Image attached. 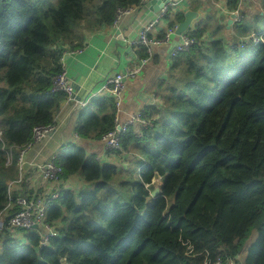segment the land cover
Returning <instances> with one entry per match:
<instances>
[{
	"label": "trees",
	"instance_id": "1",
	"mask_svg": "<svg viewBox=\"0 0 264 264\" xmlns=\"http://www.w3.org/2000/svg\"><path fill=\"white\" fill-rule=\"evenodd\" d=\"M140 2L0 0V215L33 129L56 125L66 95L54 80L64 57L84 47L86 31L113 25L119 8ZM228 5L239 11L232 30L217 26L207 37L198 24L186 32L195 44L171 57L159 101L140 111L148 126H130L120 149L102 142L117 126L114 100L81 110L82 143L58 150L57 163L63 179L77 175L84 187L47 206L57 233L47 246L37 233L19 241L1 232L0 264H240L253 227L259 233L244 264H264V15L241 9L243 0ZM96 142L132 159L126 167L103 163L89 153Z\"/></svg>",
	"mask_w": 264,
	"mask_h": 264
},
{
	"label": "crops",
	"instance_id": "2",
	"mask_svg": "<svg viewBox=\"0 0 264 264\" xmlns=\"http://www.w3.org/2000/svg\"><path fill=\"white\" fill-rule=\"evenodd\" d=\"M173 1L176 3L175 15L162 19L152 32V37L163 39L171 28V24H180V22H177L178 17L183 15L185 19V15L189 11L197 14L190 25V29L196 30L198 24H205L209 28V32L206 34L207 37L212 34L210 31H213L217 26L226 25L227 29L232 30L236 22L234 20L228 27V21L234 13L229 10L228 0ZM155 8L151 5L141 7L134 16L124 18L119 28L107 25L98 31H86L85 44L82 50L76 54H67L64 57V67L76 90L75 101L70 100L67 96L62 101L60 113L56 117V134L30 150L26 155L28 162L45 163L51 155L58 153V150L67 144L82 143V140L76 134V128L80 112L84 108L78 107L76 101L86 102L89 105L93 99L105 98L106 95L102 92V87L107 78L127 69L140 66L142 58L138 54L139 50L129 47L125 40L135 39L143 26L157 17L158 11ZM194 8L197 9L194 10ZM243 8L251 10V14L260 11V15H264V0H243L241 9ZM181 41V37L174 35L168 44L156 47L153 56L141 73L136 78L126 80L123 112L120 115L121 124L128 121L129 114L132 112L143 111L159 101L156 98L157 82L166 76L171 64L170 53ZM100 143H89L91 146V148H88L89 153L98 154V159L103 163L117 166L126 165V162H124L126 158L123 159L120 155L105 152L102 143ZM131 159L126 160L130 162ZM76 186L77 190L84 187L83 180L77 175L63 179L61 186L55 183L46 184L37 170L26 166L24 181L18 185L14 184L11 191L13 196L16 197L25 193H54L58 188L77 191ZM12 214L13 211L4 213V219L7 220ZM1 232H6V228L0 230V238L3 234ZM27 233L29 232L18 231L15 236L10 233L8 235L14 240L23 241ZM249 247L250 245L246 250Z\"/></svg>",
	"mask_w": 264,
	"mask_h": 264
},
{
	"label": "built area",
	"instance_id": "3",
	"mask_svg": "<svg viewBox=\"0 0 264 264\" xmlns=\"http://www.w3.org/2000/svg\"><path fill=\"white\" fill-rule=\"evenodd\" d=\"M151 1L152 0H141L140 6L119 8L117 10L113 26L115 28H119L124 18L134 16L141 7L150 5ZM175 8L176 3L173 0H168L165 5L157 12V17L145 24L135 39L125 40L128 46L131 48L139 49L145 47L149 57L141 59L140 66L138 68L127 69L113 77L107 78L103 84L102 92L114 100L117 109L116 128L113 131L106 133L102 137L105 150L120 149L121 137L127 132L130 126H138L140 130L141 128L143 129L148 126V122L142 119L140 111L129 114V119L126 123L121 124L120 122V115L123 112L126 80L136 78V76L141 73L144 66L149 62V59L153 56L155 48L168 44L171 38L176 35L175 33L178 28L177 25H175L173 28L171 27L163 39H157L151 36L152 32L156 28V25L162 19L167 17L169 9L174 10ZM234 13L237 14V18L235 19V21H237L239 19V11ZM185 34L180 36L182 41L171 51V57L176 56L179 52L186 51L190 46L195 44L194 39L188 38ZM252 37L256 43L260 42L261 40L259 36L253 35ZM78 52H80V50L70 54H76ZM54 90L63 92L70 100L75 101L76 90L68 77L66 69L55 78ZM76 104L80 108H85L87 105L86 102H79L78 100L76 101ZM56 132V125L39 126L33 129V139L31 143L20 151V156L17 163L19 177L15 181L9 183L8 206L0 215V229L5 226L6 231L12 236H15V233L18 231L37 233L41 238L39 244L40 248L47 246L49 244L50 238L57 235L54 227L47 222V206L52 201L58 199L63 190L58 188V190L54 193H25L23 195L14 197L11 189L14 184L18 185L24 181L26 166H30L37 170L40 173L43 181L55 183L58 186H61L63 182V170L57 163V153L51 155V157L45 163H39L36 161L28 162L26 159V155L30 150L50 139L54 134H56ZM12 161L13 156L10 154L8 157V163L12 164ZM11 211H13V214L10 215L7 220H5L4 213H9ZM207 264H209V261H207ZM215 264H235V262L230 258H228L226 261H224L222 258H218Z\"/></svg>",
	"mask_w": 264,
	"mask_h": 264
},
{
	"label": "water",
	"instance_id": "4",
	"mask_svg": "<svg viewBox=\"0 0 264 264\" xmlns=\"http://www.w3.org/2000/svg\"><path fill=\"white\" fill-rule=\"evenodd\" d=\"M167 1L168 0H152L150 5L153 7L155 6L156 11H159V9L163 7ZM196 16L197 14L195 12H191V11L187 12L185 15V20L178 25L175 34L180 37L182 34L186 33L190 29V25L193 22V20L196 18ZM236 18H237V14L233 13L231 15V19L228 21V27L234 22ZM159 193H160V189L157 188L152 193V196L156 197Z\"/></svg>",
	"mask_w": 264,
	"mask_h": 264
},
{
	"label": "rangeland",
	"instance_id": "5",
	"mask_svg": "<svg viewBox=\"0 0 264 264\" xmlns=\"http://www.w3.org/2000/svg\"><path fill=\"white\" fill-rule=\"evenodd\" d=\"M263 25H262V28H264V23H262ZM179 25V24H178ZM177 25V26H178ZM185 34V33H184ZM183 35V34H182ZM181 35V36H182ZM233 57V56H232ZM126 165L128 164V162H126L125 163ZM126 165H123V166H126ZM46 184L47 183H49V182H45ZM155 185H158V183H157V180H156V182H155ZM78 188H77V186H76V190H77ZM258 229L256 228V227H253L252 229H251V231H250V235H249V237L245 240V242H244V250H243V252H242V254H241V256H238V257H240V264H244V259H245V256H246V248L249 246V245H251L253 242H255V240L257 239V237H258Z\"/></svg>",
	"mask_w": 264,
	"mask_h": 264
},
{
	"label": "bare ground",
	"instance_id": "6",
	"mask_svg": "<svg viewBox=\"0 0 264 264\" xmlns=\"http://www.w3.org/2000/svg\"><path fill=\"white\" fill-rule=\"evenodd\" d=\"M264 33V32H263ZM131 127H133V126H131ZM121 147V146H120Z\"/></svg>",
	"mask_w": 264,
	"mask_h": 264
}]
</instances>
